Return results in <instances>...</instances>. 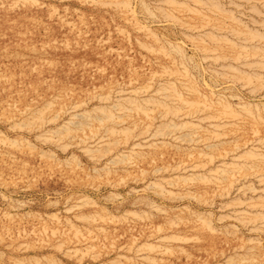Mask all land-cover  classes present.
Here are the masks:
<instances>
[{
    "label": "rangeland",
    "instance_id": "1",
    "mask_svg": "<svg viewBox=\"0 0 264 264\" xmlns=\"http://www.w3.org/2000/svg\"><path fill=\"white\" fill-rule=\"evenodd\" d=\"M0 264H264V0H0Z\"/></svg>",
    "mask_w": 264,
    "mask_h": 264
}]
</instances>
